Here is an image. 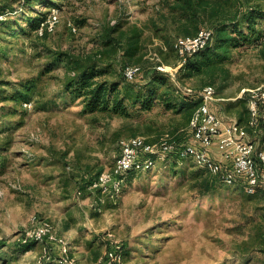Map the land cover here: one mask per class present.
Returning <instances> with one entry per match:
<instances>
[{
  "label": "rangeland",
  "instance_id": "rangeland-1",
  "mask_svg": "<svg viewBox=\"0 0 264 264\" xmlns=\"http://www.w3.org/2000/svg\"><path fill=\"white\" fill-rule=\"evenodd\" d=\"M53 3L61 8L59 23L48 36L40 38L33 31L32 38L22 32L19 38L6 39L0 33V264H41L47 243L33 241L25 247L23 240L26 230L43 221L55 236L69 241L79 264H97L114 243L128 253L125 264H264V192L253 196L241 185L218 182L208 194L207 178L196 175L203 168L192 161L169 164L171 157L169 163L157 161V167L128 179L117 199L88 188L92 179L111 171L123 140L139 136L158 145L170 136L189 141L192 108L168 110L155 100L149 106L126 102L118 113L91 112L66 88L74 75L71 61L100 54L107 61L105 30L121 22L128 34L136 28L143 31L140 61L129 66L167 73L170 93L173 88L213 87V110L225 123H234L239 99L264 87V59L258 48L233 47L231 60L190 74L174 49L178 37L196 31L194 26L185 28L189 16L182 8L184 0ZM208 3L200 29H212L214 5L220 16L242 8L238 0ZM249 3L264 11V0ZM19 6L20 0H0V11L13 12ZM42 10L49 8L40 6L33 15ZM11 19L30 30L27 18L17 14ZM107 53L115 64L102 79L113 81L124 60L121 53ZM27 82L34 90L25 106L13 95ZM137 83L143 80L132 85ZM238 129L254 141L264 133L249 132L240 124Z\"/></svg>",
  "mask_w": 264,
  "mask_h": 264
},
{
  "label": "trees",
  "instance_id": "trees-1",
  "mask_svg": "<svg viewBox=\"0 0 264 264\" xmlns=\"http://www.w3.org/2000/svg\"><path fill=\"white\" fill-rule=\"evenodd\" d=\"M250 1L238 0L242 5L239 13H230L222 16H220L221 12L218 10V7L214 5L215 7H213V11L210 14L212 16V29H210L213 33L212 39L203 50L188 57L184 62L183 68L187 69L190 74H200L205 69L215 68L219 64H224L225 61L231 60L232 48L241 47L245 44L258 48L260 56L264 59V31L260 30L263 26L264 11L257 6H251ZM209 5L211 3H208V0H184L182 8H184L185 13L189 16L185 28L194 26L196 30L194 34L189 31H186V34L195 36L203 30L199 28V21L205 17L204 14L207 13V6ZM40 6H47L49 10L38 11L33 15L35 13L34 10ZM53 9H61L59 5L53 3V0H20L19 8L13 12L0 11V14H7V18L1 22L0 33L6 39L11 37L19 38V34L22 32H25L29 38H32L33 31H36L40 38L46 37L50 33L45 31L44 35L41 36L38 34V29L43 22L47 21ZM17 14L28 19L29 31L22 29L21 26L17 25L15 20L11 19V16ZM123 27V23L120 22L105 30L104 47L107 51L104 54L108 56L107 61L104 58L102 59V55L100 54L99 58L87 57L70 62L74 75L68 77L66 88L72 91L73 94L76 93L78 98L83 99L86 109L91 112L114 110L118 113L125 109L126 102L135 106H149L151 102L159 100L168 110L180 111L189 106V108H192V116L194 109L201 100L197 96H186L177 93V89L175 88L170 93V85H168L169 75L162 73L157 67L148 71L141 68L140 73L133 81H129L125 77V69L129 65L140 61L143 50L141 44L143 31L136 28L128 34L122 30ZM107 52H114L116 57L121 53L124 60L119 78L113 81L102 79L107 73L112 72V66L115 64L112 55L110 56ZM139 79L143 80V83L132 85V83H136ZM162 88H164V91H162ZM33 90L34 85L32 83H22V92H16L13 95L14 101L21 103L25 101L27 103ZM0 93L2 94L1 90ZM174 97H177V99H174ZM178 99H181L182 102L179 103ZM248 100L249 93L248 96L239 99L237 104L240 109L238 112V124L245 125L248 131L252 133L257 130H263L264 132L262 122L264 104L259 109L258 125L253 127L250 124L251 112L248 107ZM262 139H264V133L258 140ZM185 161L189 160L174 158L170 163L167 160V163L177 164ZM140 173V170H132L126 176V182ZM196 175L207 178L204 179V184L208 194H212L215 191L214 189L218 182L225 184L219 177L212 175L204 168L196 171ZM95 179L90 181L88 188ZM238 185H241L245 190L242 182L238 183ZM262 192H264V185L258 187L252 195L258 196ZM31 244L32 242L25 243L24 246L28 247ZM123 251L125 261V256L128 253L125 252L124 246Z\"/></svg>",
  "mask_w": 264,
  "mask_h": 264
},
{
  "label": "built area",
  "instance_id": "built-area-1",
  "mask_svg": "<svg viewBox=\"0 0 264 264\" xmlns=\"http://www.w3.org/2000/svg\"><path fill=\"white\" fill-rule=\"evenodd\" d=\"M59 9H53L47 21L38 29L39 35L45 31L53 33L59 23ZM7 14H0L1 22ZM78 31L77 27L72 28ZM212 31L203 29L195 36L178 37L174 49L183 59L203 50L212 39ZM141 68L128 66L125 77L133 81ZM177 93L186 96H197L201 101L194 109L189 128L191 139L179 142L170 136H165L160 143L151 144L143 137H133L121 143V155L116 159L111 171L100 174L90 185V190L117 199L126 184V176L134 169L146 171L157 167L156 162H166L168 158L189 160L197 166L207 169L212 175L219 177L226 185L244 184L245 191L254 194L258 187L264 185V139L250 140L243 137L238 125L227 124L213 110L212 103L216 100V90L205 87L201 91L193 88L177 89ZM264 104V87L249 90L248 107L251 112V126L256 127L259 119L260 106ZM25 106H28L25 103ZM264 125V114L262 116ZM215 144L220 152V158L213 155ZM47 243L44 261L41 264H79L72 256L71 246L67 239L54 235L50 223L43 221L37 226L25 231L24 243ZM56 246L57 248H54ZM56 250V254H55ZM97 264H125L123 246L114 243L106 250Z\"/></svg>",
  "mask_w": 264,
  "mask_h": 264
},
{
  "label": "crops",
  "instance_id": "crops-1",
  "mask_svg": "<svg viewBox=\"0 0 264 264\" xmlns=\"http://www.w3.org/2000/svg\"><path fill=\"white\" fill-rule=\"evenodd\" d=\"M243 91H245V90H243ZM212 105H213V103H212ZM212 108H213V106H212ZM216 112V111H215ZM217 113V112H216ZM237 124V125H239L238 124V122H234L233 124ZM229 124H232V123H229ZM213 155L215 156V157H218V158H220V152H219V150H218V147H217V145L215 144V146L213 147Z\"/></svg>",
  "mask_w": 264,
  "mask_h": 264
}]
</instances>
